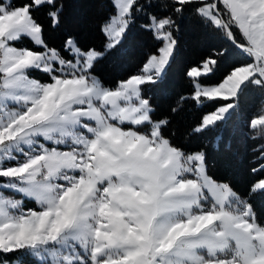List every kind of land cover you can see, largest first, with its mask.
<instances>
[{
    "label": "snow or ice",
    "instance_id": "6c2138e0",
    "mask_svg": "<svg viewBox=\"0 0 264 264\" xmlns=\"http://www.w3.org/2000/svg\"><path fill=\"white\" fill-rule=\"evenodd\" d=\"M109 7L97 45L53 39L66 0H0V264H264V143L241 191L175 142L239 114L250 91L264 97V0ZM186 18L226 46L185 67L190 94L161 112L149 92L166 87ZM137 27L152 46L105 79ZM189 102L214 110L180 133ZM248 126L264 137V114Z\"/></svg>",
    "mask_w": 264,
    "mask_h": 264
},
{
    "label": "trees",
    "instance_id": "16d2710c",
    "mask_svg": "<svg viewBox=\"0 0 264 264\" xmlns=\"http://www.w3.org/2000/svg\"><path fill=\"white\" fill-rule=\"evenodd\" d=\"M110 11L109 0H66L65 19L62 30L53 35L58 41L68 32L78 37L83 43L99 44L97 26ZM181 42V55L169 70L168 81L163 90H153V104L161 112H167L181 94H190V85L184 76V69L202 57L226 46L219 36L208 32L191 18L183 21L178 33ZM153 41L139 28H133L124 47L108 62L101 66V74L107 80H114L129 70H134L142 52L147 51ZM235 60L229 57L223 64ZM211 107H200L191 102L185 105L173 128L182 133L187 126L195 124L203 115L213 111ZM264 113V97L253 90L245 96L242 110L219 127L189 140L177 135L175 142L183 143L190 148L203 149L208 154L209 168L218 177H227L234 181L243 191L249 181V173L255 162L253 148L264 143V137L251 139L254 130L249 123ZM255 207L264 211V198L254 200ZM0 259H3L0 257Z\"/></svg>",
    "mask_w": 264,
    "mask_h": 264
},
{
    "label": "rangeland",
    "instance_id": "374dc122",
    "mask_svg": "<svg viewBox=\"0 0 264 264\" xmlns=\"http://www.w3.org/2000/svg\"><path fill=\"white\" fill-rule=\"evenodd\" d=\"M263 114H264V113H263ZM261 115H262V114H261ZM259 116H260V115H259ZM259 116L255 117L254 119L258 118ZM26 205H27L28 207H34V206H35V205L32 204L31 202H27V201H26ZM12 264H16V261L13 260Z\"/></svg>",
    "mask_w": 264,
    "mask_h": 264
}]
</instances>
